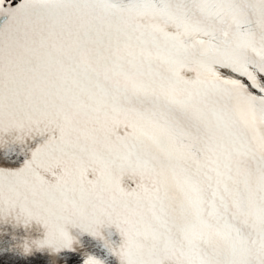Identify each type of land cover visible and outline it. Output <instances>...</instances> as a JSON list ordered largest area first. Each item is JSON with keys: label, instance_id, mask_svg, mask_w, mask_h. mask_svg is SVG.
Listing matches in <instances>:
<instances>
[{"label": "snow or ice", "instance_id": "snow-or-ice-1", "mask_svg": "<svg viewBox=\"0 0 264 264\" xmlns=\"http://www.w3.org/2000/svg\"><path fill=\"white\" fill-rule=\"evenodd\" d=\"M0 264H264V0H0Z\"/></svg>", "mask_w": 264, "mask_h": 264}]
</instances>
